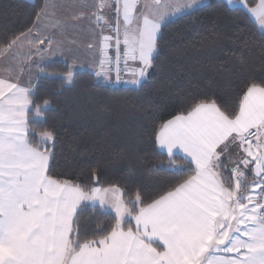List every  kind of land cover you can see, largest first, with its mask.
I'll use <instances>...</instances> for the list:
<instances>
[{"label":"snow or ice","instance_id":"snow-or-ice-1","mask_svg":"<svg viewBox=\"0 0 264 264\" xmlns=\"http://www.w3.org/2000/svg\"><path fill=\"white\" fill-rule=\"evenodd\" d=\"M197 2L99 0L97 12L111 8L113 17L94 18L112 34L101 36L92 74L142 86L167 18ZM227 2L244 8L264 30V0ZM25 40L29 58L57 51L38 31ZM73 77L68 69L62 79L71 83ZM31 104L30 87L0 79V264H264V81L251 82L234 109L194 96L159 126L154 140L168 158L159 167L180 179L156 194L57 177L48 145L53 134L30 138ZM249 173L253 179L246 183ZM85 208L112 215L113 223L90 234L78 223Z\"/></svg>","mask_w":264,"mask_h":264},{"label":"trees","instance_id":"trees-1","mask_svg":"<svg viewBox=\"0 0 264 264\" xmlns=\"http://www.w3.org/2000/svg\"><path fill=\"white\" fill-rule=\"evenodd\" d=\"M44 2L0 0V50L34 27ZM262 33L244 8L208 0L162 26L159 55L142 86L112 85L90 70L75 72L68 83L62 76L70 63L49 62L30 91L28 120L35 133L30 138L53 134L48 145L59 178L116 185L132 194L162 192L180 177L159 167L168 159L154 140L159 126L183 112L194 96L236 108L251 82L264 81ZM252 179L249 173L245 182ZM101 211L85 208L78 223L90 234L97 225L113 223Z\"/></svg>","mask_w":264,"mask_h":264},{"label":"crops","instance_id":"crops-1","mask_svg":"<svg viewBox=\"0 0 264 264\" xmlns=\"http://www.w3.org/2000/svg\"><path fill=\"white\" fill-rule=\"evenodd\" d=\"M98 2V0H45L43 8L48 5L45 9L46 14L40 15L39 20H36L32 28V35L38 31L42 37H50L53 47L57 49L56 53L51 56L46 54L43 59L38 56L29 58L31 45L28 40H25V35L29 36V40L32 39V35L27 32L16 39V44L11 49L7 47L0 50V71H6V73L0 72V79L18 83L23 87H30L31 91L40 75L41 67L54 60L67 61L71 66L74 63L85 65L86 68L82 70L97 69L100 53L97 55L92 48H88L86 41L90 40L87 37L82 38L80 35L81 30L86 29L88 21L94 20L95 30L101 29L102 25H97L93 15V13H98L97 8L94 7V4ZM81 18L84 19L83 23L79 22ZM73 28L74 31H78L76 34H79V37H71ZM82 32L85 36L86 30ZM96 42L95 39L90 41V43ZM39 47H47V45ZM112 53H114L113 50L110 51V55ZM6 59L9 61L5 66L3 62ZM106 82L116 85L113 84L114 81ZM228 155L233 160L238 158L236 151H230Z\"/></svg>","mask_w":264,"mask_h":264},{"label":"rangeland","instance_id":"rangeland-1","mask_svg":"<svg viewBox=\"0 0 264 264\" xmlns=\"http://www.w3.org/2000/svg\"><path fill=\"white\" fill-rule=\"evenodd\" d=\"M99 1V0H98ZM208 2V0H198V2H197V4L195 5V6H193V7H191V8H188V9H186L184 12H182V13H178V14H176V15H173V16H170V17H168L167 18V20H166V22L167 21H169V20H171V19H173V18H175L176 16H179L180 14H183V13H185V12H187V11H189V10H192V9H194V8H196V7H198V6H201V5H203V4H205V3H207ZM230 5V4H229ZM233 6V5H232ZM70 11H71V9H70ZM97 14H102V15H104L106 18H112L113 17V11H112V9L111 8H104L103 10H101L100 12H98ZM82 21H84V19H80L79 20V22H81V23H83ZM94 20L93 21H88L87 23H86V29H82L81 30V35H80V37H87V39L88 40H92V39H95L97 42L96 43H90V41L89 42H87L86 41V44H87V47L88 48H92L94 51H95V53L98 55V53H100L99 52V50H98V46H99V44L101 43V36L102 35H110V34H112L107 28H104V26L102 25V27H101V29L99 28L98 30H95V27L93 26V24H94ZM75 29L73 28V31H72V33H71V37H73V38H76V37H79L78 35L79 34H76V32H78V31H74ZM85 30H86V35L85 36H83V32L82 31H84L85 32ZM90 45L92 46V47H90ZM111 50H113V52H114V49H110L109 50V54H110V51ZM8 59H6V60H4V62H3V65H7V63H8ZM86 68V66L85 65H79V64H77V63H74L72 66H71V69L73 70V72L75 73V72H77L78 70H82V69H85ZM0 72H3V73H6V71L5 70H1ZM114 75V74H113ZM129 77H128V75L125 77V78H123V79H128ZM147 78V77H146ZM146 78L144 79V81L146 80ZM101 79V78H100ZM113 84H119V83H116V82H114ZM124 84V83H123ZM124 85H128V84H124ZM128 86H131V85H128ZM45 107H47V104H45L44 106H43V108H45ZM39 117H41V115H38ZM235 160V159H234ZM230 166V165H229ZM246 183H248V182H246Z\"/></svg>","mask_w":264,"mask_h":264},{"label":"built area","instance_id":"built-area-1","mask_svg":"<svg viewBox=\"0 0 264 264\" xmlns=\"http://www.w3.org/2000/svg\"><path fill=\"white\" fill-rule=\"evenodd\" d=\"M114 53H112L111 55H113ZM123 67V66H122ZM114 74V73H113ZM127 76L126 73H122V77L125 78ZM257 192H259V190H257Z\"/></svg>","mask_w":264,"mask_h":264}]
</instances>
